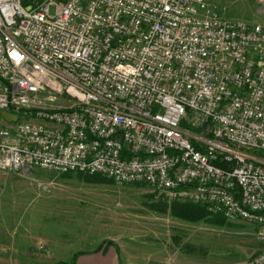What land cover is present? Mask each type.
Here are the masks:
<instances>
[{"label": "built area", "instance_id": "1", "mask_svg": "<svg viewBox=\"0 0 264 264\" xmlns=\"http://www.w3.org/2000/svg\"><path fill=\"white\" fill-rule=\"evenodd\" d=\"M0 109V172L142 183L255 224L264 263L260 24L211 0H0Z\"/></svg>", "mask_w": 264, "mask_h": 264}, {"label": "rangeland", "instance_id": "2", "mask_svg": "<svg viewBox=\"0 0 264 264\" xmlns=\"http://www.w3.org/2000/svg\"><path fill=\"white\" fill-rule=\"evenodd\" d=\"M211 1L224 19L256 23L264 29V0ZM29 168L25 172H0V231L16 232L15 238L20 239L15 242L17 246L24 240L31 243L23 250L40 252L46 245L49 262L77 264L74 256L86 251L90 253L89 260L79 264H123L117 246L96 249L110 238L106 234L128 223L149 221V216L172 215L170 203L155 200L144 184L118 185L98 175ZM81 175L90 179L83 180ZM39 184H45L49 191L40 189ZM222 219L208 222L175 217L179 223L173 226V245L178 247L183 242L180 252L196 257H220L231 264H247L248 257L263 247L254 237L257 226L237 218ZM186 226L196 230H185ZM39 241L45 243L41 248V243L34 245ZM14 257L25 259L23 253ZM11 259L14 258L0 250V264H10Z\"/></svg>", "mask_w": 264, "mask_h": 264}, {"label": "crops", "instance_id": "3", "mask_svg": "<svg viewBox=\"0 0 264 264\" xmlns=\"http://www.w3.org/2000/svg\"><path fill=\"white\" fill-rule=\"evenodd\" d=\"M42 190L49 191L47 187ZM56 193L59 194L55 191L54 194ZM149 218L151 220L141 222L140 224L128 223L125 226H119L118 230L113 229L109 231L106 237L110 238L105 240H109L110 242H101L96 249L104 251L105 249L109 250L111 245L117 246L118 256L123 264H231V261H224L220 257H214V259L200 258L186 251L180 252L183 242H180L178 247L173 245V236L175 234L173 226L179 223L175 221V217L169 214L168 216L154 215L149 216ZM197 228L199 229V227ZM184 229L188 231L196 230V228L193 229L188 226ZM15 235L16 232L14 231H0V250L14 258L10 260L11 262L9 261L10 264H63L60 261L49 262V248L45 247L46 245L43 241L36 242L34 245L39 243L45 245V251L23 250L24 247L31 243L24 240L25 243L21 242L17 246L15 242L20 239H16ZM116 241H118L117 245H115ZM82 252L74 254L77 264L80 261L86 263L89 260L87 258L90 253L86 252V254L82 255ZM18 253H23L25 259L20 260L15 258L14 256ZM253 255L251 254L248 259ZM82 258L84 259L81 260ZM2 259H5V257Z\"/></svg>", "mask_w": 264, "mask_h": 264}, {"label": "trees", "instance_id": "4", "mask_svg": "<svg viewBox=\"0 0 264 264\" xmlns=\"http://www.w3.org/2000/svg\"><path fill=\"white\" fill-rule=\"evenodd\" d=\"M80 174V173H78ZM99 177H103L98 175ZM83 180H89L90 178L82 176ZM105 178V177H103ZM108 179V178H105ZM109 182H112L111 179H108ZM131 184H142V183H131ZM169 211L171 214L175 217L188 220V221H195L198 219H205L208 222H217L218 220H223L222 217L218 215H210L203 206L199 204L194 203H188V202H178L173 201L168 206ZM109 240H104L102 243H108Z\"/></svg>", "mask_w": 264, "mask_h": 264}, {"label": "water", "instance_id": "5", "mask_svg": "<svg viewBox=\"0 0 264 264\" xmlns=\"http://www.w3.org/2000/svg\"><path fill=\"white\" fill-rule=\"evenodd\" d=\"M0 117H2L6 121H14L16 118V115L0 109Z\"/></svg>", "mask_w": 264, "mask_h": 264}]
</instances>
